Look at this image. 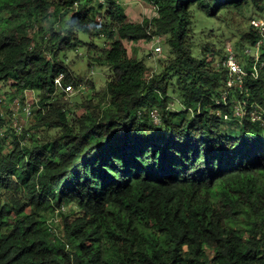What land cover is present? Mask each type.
<instances>
[{
    "label": "trees",
    "instance_id": "16d2710c",
    "mask_svg": "<svg viewBox=\"0 0 264 264\" xmlns=\"http://www.w3.org/2000/svg\"><path fill=\"white\" fill-rule=\"evenodd\" d=\"M143 1L158 9L152 20H132L119 0H0V84L12 82L11 100L40 93L51 109L36 113L57 130L37 145L0 137V264H264V114L250 116L253 104L264 112V67L220 106L227 71L208 48L196 55L192 37L194 11L254 6L264 18V0ZM81 34L97 53L107 39L92 62L113 77L107 102L87 100L78 116L56 80L80 87L61 56ZM243 36L247 47L259 39L251 24ZM154 37L168 60L150 76L125 41ZM171 93L184 112L170 111Z\"/></svg>",
    "mask_w": 264,
    "mask_h": 264
},
{
    "label": "rangeland",
    "instance_id": "374dc122",
    "mask_svg": "<svg viewBox=\"0 0 264 264\" xmlns=\"http://www.w3.org/2000/svg\"><path fill=\"white\" fill-rule=\"evenodd\" d=\"M119 1L124 4L129 16L134 21H143L144 19L152 20L156 16L154 6L146 1ZM257 17L262 18L263 14L258 12L254 6H247L241 9H227L222 11L216 18L213 19H208L202 12L194 11V27L192 37H194L195 54L202 57L205 49L208 48L210 53H205L204 57H208L210 59L214 58V60L216 59L215 63L220 68L222 67L223 57H225L227 53L226 49L230 47L233 48L235 53L240 58L241 63L246 67L249 60L243 55L244 49L249 43L243 39V35L244 33H248L250 31L251 21ZM42 26L47 28L46 32L49 34L50 28L58 27L55 25L54 19H51L48 23L45 22ZM39 28L40 24H37L31 30V35L33 36L36 34V37L40 38L42 34L39 33ZM154 41L155 39H152L150 42L141 41L139 43L125 41L129 54L133 58H136L146 64L150 76L161 73L164 69V64H166V61L168 60L167 53L162 43V54L157 55L153 52V45L155 44ZM46 42L48 44L47 38L45 40V43ZM89 43H91V39L88 36L81 34L79 35V42L76 47L61 56L63 64L70 70V72H72L75 76H78L81 80L80 87L76 88V91L72 96L64 93V101L70 104L71 109H73L72 114H76L78 116L84 112L83 103L87 100L94 99L96 104L98 103L102 105L107 102L106 100L108 98H106V86L113 77V72L109 67L101 66L92 62L94 57L99 56L98 54H103V49L108 46L107 39L101 38L94 41V45L97 46L100 51L99 53H97L98 51L95 49L89 48ZM219 52L222 54L220 55ZM171 78L173 80L176 79L173 76H171ZM11 85L12 82L0 84V102L3 101L1 106L7 107L9 113L11 110V104L13 103L9 96L13 93ZM58 88L59 93H63V90L60 87ZM174 90H177V86L172 84L170 92ZM178 94H170V111L182 113L184 112L185 107H183L182 99L179 98ZM15 97L19 98L17 94ZM40 100L41 94L38 92L30 94L27 99H24V102L29 101L33 103V109L35 111V114L29 121L25 122L21 115L17 117L8 116V119L10 118L8 127H10L9 125L13 123L16 118H19L18 125L23 128L22 132H24L21 135H25L26 133L33 134V137L31 138L34 139L35 145H37V143L46 142L57 133L56 129L49 128L47 126L46 123L49 120L48 118L44 120L36 113L39 109V105L43 108V115H47L51 109L48 105L45 107L40 104ZM233 100H236V93L233 95ZM50 102L47 104H50ZM13 136L14 134H12L11 141L14 139ZM19 140L23 143L22 146L30 147V139L23 140L20 138ZM68 210L69 208L65 207L63 212ZM52 222L55 235H59L58 226L60 224V218L54 217Z\"/></svg>",
    "mask_w": 264,
    "mask_h": 264
},
{
    "label": "built area",
    "instance_id": "2783aa9c",
    "mask_svg": "<svg viewBox=\"0 0 264 264\" xmlns=\"http://www.w3.org/2000/svg\"><path fill=\"white\" fill-rule=\"evenodd\" d=\"M154 9L156 10V15H157L158 9L155 6ZM251 26L259 35V39L256 41L255 44L248 46L244 49L243 56L249 60L248 64H246V67L241 63L240 58L235 53L233 48L228 47L226 49L227 53L223 60L222 67L227 71L228 76L226 80V90L225 92L222 93L221 98L216 101V103L220 106L228 104L230 90L236 89L243 91L247 78H252L255 80L258 79L260 76V71L264 67V62L261 59V54L264 47V18L259 17L253 19L251 21ZM153 39H155L154 41L155 44L153 45L154 47L153 52L157 55L162 54V47H161L162 40L159 37H154ZM63 78L64 75H61L56 80V84L58 85V87H60L63 90L64 93L72 96L75 93L76 88L72 84L62 87L61 82ZM33 93H34L33 91H26L22 98L19 96V98L12 100L13 103L11 104L10 113L7 107L0 106V117L4 119V123H5L4 127L0 131L1 138H7L8 141H11L12 134L21 135L23 133L22 132L23 128L18 125L19 118H16L15 121H13V123L9 125L10 127H8V122L10 120V118L8 119V116L10 115L13 117L14 116L17 117L21 115L25 122L29 121L34 115L33 103L29 101L24 102V99H27V97ZM2 102L3 101H1L0 103ZM258 109L260 108L257 107V105L253 104L251 106L250 116L253 122L263 121L262 116L264 112ZM235 110L237 117L244 116V114L247 111L240 104L236 106ZM150 118L155 124L161 123L160 115L158 111H152L150 113ZM224 118L225 120L230 119L229 115H226ZM26 136L29 137L30 134L28 133L26 134Z\"/></svg>",
    "mask_w": 264,
    "mask_h": 264
}]
</instances>
